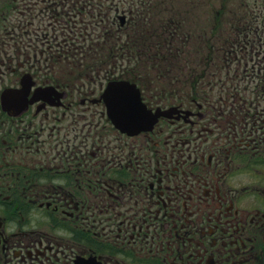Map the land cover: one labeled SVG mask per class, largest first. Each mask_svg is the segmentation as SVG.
<instances>
[{
	"label": "flooded vegetation",
	"instance_id": "1",
	"mask_svg": "<svg viewBox=\"0 0 264 264\" xmlns=\"http://www.w3.org/2000/svg\"><path fill=\"white\" fill-rule=\"evenodd\" d=\"M2 1L0 264H264V58L135 56L158 44L129 39L163 22L154 0H27L24 43ZM114 80L151 129L115 127Z\"/></svg>",
	"mask_w": 264,
	"mask_h": 264
},
{
	"label": "water",
	"instance_id": "2",
	"mask_svg": "<svg viewBox=\"0 0 264 264\" xmlns=\"http://www.w3.org/2000/svg\"><path fill=\"white\" fill-rule=\"evenodd\" d=\"M116 89L117 88H114V86L109 87V95L114 97ZM128 89L127 84L123 83V85L119 87L120 94L125 95ZM122 91H124V93H122ZM119 108H121L120 113L123 117H117L118 120L116 122L121 128L129 132H135L147 127L150 124L151 120H149L147 115H145V108L138 101V97H133L130 93H128L124 103L120 104ZM114 115H116V112H114ZM114 119L116 120V116Z\"/></svg>",
	"mask_w": 264,
	"mask_h": 264
},
{
	"label": "rangeland",
	"instance_id": "3",
	"mask_svg": "<svg viewBox=\"0 0 264 264\" xmlns=\"http://www.w3.org/2000/svg\"><path fill=\"white\" fill-rule=\"evenodd\" d=\"M161 1H163V2H165V5H166V2L168 1V0H161ZM217 2V0H214L213 1V4L214 3H216ZM226 4H228V9H233V7H236V9L239 7V1L238 0H229V1H227L226 2ZM216 6V5H215ZM243 7H244V5H243ZM243 7H241V8H243ZM254 13V12H253ZM202 16V15H201ZM200 16V17H201ZM197 21L192 17V21L190 22V25H191V27H192V25L194 24V23H196ZM247 23H250L249 21L247 22ZM254 25H256L257 26V24H254ZM252 26V25H251ZM264 27V26H263ZM258 30H259V28H258ZM261 30L262 29H260V32H261ZM262 35L264 36V33H262ZM20 40V39H19ZM259 51V50H258ZM263 55V52H261L260 53V55L259 56H262ZM251 62V61H250ZM249 62V63H250ZM252 63V62H251ZM233 65H235V66H238V65H241L242 66V69H243V67L245 66V61H241L240 63H237V62H235L234 61V63H233ZM249 65H251V64H249ZM249 68V67H248ZM241 69V70H242ZM258 77V76H257ZM249 78H251V76L250 75H248L247 77H246V80L245 81H243V83H248V79ZM255 79H258V78H255ZM254 84L255 83H250V84H248V87L249 88H254ZM264 173V172H263ZM258 176H259V173H258ZM261 180H264V174H261ZM258 183H260V181L258 182ZM263 184H264V181L262 182Z\"/></svg>",
	"mask_w": 264,
	"mask_h": 264
},
{
	"label": "trees",
	"instance_id": "4",
	"mask_svg": "<svg viewBox=\"0 0 264 264\" xmlns=\"http://www.w3.org/2000/svg\"><path fill=\"white\" fill-rule=\"evenodd\" d=\"M256 2V1H255ZM254 2V3H255ZM257 4H259L258 5V7H256V8H262V9H264V1H263V3H261V2H257ZM262 5V6H261ZM148 50V52H153L154 50H155V47L154 46H147V47H145V51H147Z\"/></svg>",
	"mask_w": 264,
	"mask_h": 264
},
{
	"label": "snow or ice",
	"instance_id": "5",
	"mask_svg": "<svg viewBox=\"0 0 264 264\" xmlns=\"http://www.w3.org/2000/svg\"><path fill=\"white\" fill-rule=\"evenodd\" d=\"M119 94H120V90H119V88L117 87V89H116L114 95H115L116 97H119Z\"/></svg>",
	"mask_w": 264,
	"mask_h": 264
}]
</instances>
